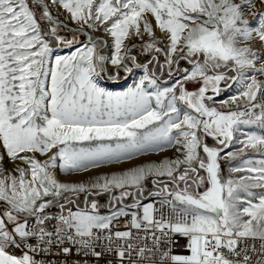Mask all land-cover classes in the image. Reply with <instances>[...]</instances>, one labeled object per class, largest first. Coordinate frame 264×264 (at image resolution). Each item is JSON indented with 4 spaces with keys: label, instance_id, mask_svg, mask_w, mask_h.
<instances>
[{
    "label": "snow or ice",
    "instance_id": "obj_1",
    "mask_svg": "<svg viewBox=\"0 0 264 264\" xmlns=\"http://www.w3.org/2000/svg\"><path fill=\"white\" fill-rule=\"evenodd\" d=\"M262 77L264 0H0V264H264Z\"/></svg>",
    "mask_w": 264,
    "mask_h": 264
},
{
    "label": "rangeland",
    "instance_id": "obj_2",
    "mask_svg": "<svg viewBox=\"0 0 264 264\" xmlns=\"http://www.w3.org/2000/svg\"><path fill=\"white\" fill-rule=\"evenodd\" d=\"M53 12H55V10L53 9ZM73 27H74V25H73ZM63 34H65V35H69L70 36V33H67V32H65V33H63ZM99 35H101V36H103V33H100ZM78 39H80V40H86L87 38L86 37H84V36H78ZM72 51H74V48H68V47H57V48H55L54 49V54H53V59H54V56L55 55H69ZM132 80V78H129L128 79V81L129 80ZM261 79H264V77H262ZM127 81V82H128ZM126 82V83H127ZM125 83V84H126ZM124 84V85H125ZM128 85H125L124 87H127ZM237 89H238V86L237 85H233V87L231 88V89H228L224 94H223V96L220 98V99H217V100H223V99H226V98H228V97H230L231 95H233V94H235L236 93V91H237ZM117 90H120V89H117ZM248 130H257V129H255V128H253V129H245V131H248ZM208 143L210 144V145H213L215 142L214 141H212L210 138L208 139ZM240 147V145L239 144H234L233 145V147L232 148H230V149H226V151H235L237 148H239ZM249 155L250 156H252L254 159H259L260 157L259 156H257L256 154H253V153H249ZM166 156H169V157H171L170 155H166ZM222 163V168H223V170H224V174H225V176H227L228 175V168H229V164H228V162L227 161H222L221 162ZM233 164H236V163H238L237 161H234V162H232ZM63 175V174H62ZM234 176H238V175H241L240 173H237V174H233ZM85 178V177H84ZM83 179V178H82Z\"/></svg>",
    "mask_w": 264,
    "mask_h": 264
},
{
    "label": "bare ground",
    "instance_id": "obj_3",
    "mask_svg": "<svg viewBox=\"0 0 264 264\" xmlns=\"http://www.w3.org/2000/svg\"><path fill=\"white\" fill-rule=\"evenodd\" d=\"M132 83H133V79L132 80L130 79L125 85H128L129 86ZM166 155L172 156L173 155V151L172 150H169L167 152L160 153V154H149V156H147V157H138L136 159V163H141V162H144L146 160H156V161H158V160H160L161 158H163ZM124 166L125 167L128 166L127 162L125 163ZM111 168H112V166H104V168L101 169V171H107V170H110ZM90 174H95V173L93 172V173H90ZM63 178H64V176L61 174V179H63ZM82 178H84V177L83 176H80V175H77V174H73L72 177H71V179H82Z\"/></svg>",
    "mask_w": 264,
    "mask_h": 264
},
{
    "label": "flooded vegetation",
    "instance_id": "obj_4",
    "mask_svg": "<svg viewBox=\"0 0 264 264\" xmlns=\"http://www.w3.org/2000/svg\"><path fill=\"white\" fill-rule=\"evenodd\" d=\"M226 91H227V90H226ZM226 91L222 92L221 95H220L219 97H217L216 99H220ZM210 139H211V138H210ZM211 140H212V139H211ZM212 141H213V140H212Z\"/></svg>",
    "mask_w": 264,
    "mask_h": 264
},
{
    "label": "built area",
    "instance_id": "obj_5",
    "mask_svg": "<svg viewBox=\"0 0 264 264\" xmlns=\"http://www.w3.org/2000/svg\"><path fill=\"white\" fill-rule=\"evenodd\" d=\"M178 251H182V249H180V248L178 247Z\"/></svg>",
    "mask_w": 264,
    "mask_h": 264
}]
</instances>
